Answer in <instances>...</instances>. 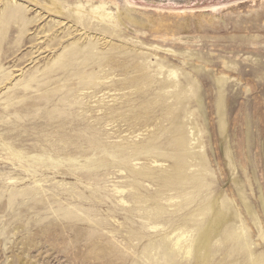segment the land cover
I'll use <instances>...</instances> for the list:
<instances>
[{
  "label": "rangeland",
  "instance_id": "374dc122",
  "mask_svg": "<svg viewBox=\"0 0 264 264\" xmlns=\"http://www.w3.org/2000/svg\"><path fill=\"white\" fill-rule=\"evenodd\" d=\"M50 1L0 0V264H264V0Z\"/></svg>",
  "mask_w": 264,
  "mask_h": 264
},
{
  "label": "bare ground",
  "instance_id": "6f19581e",
  "mask_svg": "<svg viewBox=\"0 0 264 264\" xmlns=\"http://www.w3.org/2000/svg\"><path fill=\"white\" fill-rule=\"evenodd\" d=\"M45 3L46 4H49V5H51L52 6V9L54 10V11H58V7L52 2V1H50V0H45ZM47 7V6H46ZM73 13L75 14V16H77L78 17V19H80L81 17H83L86 13H88V12H86L84 9H83V7H81V6H77V7H75V8H73ZM90 14H91V17L93 18V19H95L96 21H98V22H107L108 20H109V18L111 19V15H110V13L106 10V6H105V4H101L100 6H98V7H95V8H93V9H90ZM86 15H88V14H86ZM113 15V14H112ZM114 16V15H113ZM91 17H89V18H91ZM117 20L118 21H121L122 19H125V20H127L128 22H130V23H143V21H142V19L141 20H138V19H136V17H134L132 14H131V12H130V9L129 8H126V10H122L121 11V13L120 12H118L117 13ZM201 17V16H200ZM199 17V18H200ZM208 17V18H207ZM217 17L218 16H213V15H209V16H206V18L207 19H205V17H203L202 16V19L200 18V20L198 19L197 20V24H201L202 22H208V23H213V21H214V19H217ZM221 17V16H220ZM112 19H114L115 20V17H113ZM150 19V18H149ZM220 19V18H219ZM146 21V20H145ZM148 21H150V20H148ZM147 21V22H148ZM141 26V25H140ZM169 76V75H168ZM175 78V77H174ZM154 226V225H153ZM157 228V227H156ZM153 229V228H152ZM182 235V234H181ZM185 236V235H184ZM183 237V236H182ZM185 239H186V237H185ZM180 241H181V237L180 236H177V239H176V241H174L175 242V246H177V248L178 249H182V247L180 248ZM184 241V240H183ZM184 243V242H183ZM183 243H181V245H183ZM174 244V243H173ZM188 247V246H187ZM187 247H186V249L185 250H187V252L189 251L188 249H187ZM185 248V247H184ZM184 250V251H185ZM185 253V252H184ZM191 253V252H190ZM186 255V254H185ZM186 256H189V255H186Z\"/></svg>",
  "mask_w": 264,
  "mask_h": 264
},
{
  "label": "water",
  "instance_id": "95a60500",
  "mask_svg": "<svg viewBox=\"0 0 264 264\" xmlns=\"http://www.w3.org/2000/svg\"><path fill=\"white\" fill-rule=\"evenodd\" d=\"M155 1L164 3L172 7H181V6H188V5L208 3V2L221 1V0H155Z\"/></svg>",
  "mask_w": 264,
  "mask_h": 264
}]
</instances>
